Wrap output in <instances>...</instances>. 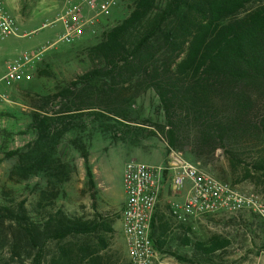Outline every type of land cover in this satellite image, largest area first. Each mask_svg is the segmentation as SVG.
<instances>
[{
	"label": "rangeland",
	"instance_id": "1",
	"mask_svg": "<svg viewBox=\"0 0 264 264\" xmlns=\"http://www.w3.org/2000/svg\"><path fill=\"white\" fill-rule=\"evenodd\" d=\"M4 2L20 27V35L0 40V78L6 61L54 42L63 32L57 20L63 0ZM263 3L255 0L251 7ZM134 4L135 0H124L98 35H85L77 43H58L47 50L30 83L14 88L0 83V89L10 95V102L0 105V264L28 263L31 251L23 226H29L33 236L39 234L53 253L55 241L49 240L46 232L48 216L55 212L88 223L108 224L109 232H99L106 241V251L120 263H127L120 213L125 199L123 168L131 160L166 165L173 151L217 179L264 193L262 185L242 180V166L234 170L230 163V152H241L240 140H226L225 148L211 150L195 147L192 139H185L181 148L169 149L160 128L166 125L164 111L152 89L121 104L132 91L125 84L119 103L109 107L93 99L97 90L88 89L91 101L86 102L82 86H71L92 67L87 49L99 42L102 32L123 21ZM91 84L99 89L102 82ZM63 88L72 94L57 96ZM116 110L122 117L116 116ZM85 159L93 184L87 180ZM165 191L157 205L155 225V233L164 239L163 251L158 252L164 264H264V233L253 214L201 216L190 221L188 230L171 221L169 184ZM216 238L226 240L227 247L206 257L196 251L195 245ZM69 240L78 245L84 238ZM90 241L94 242L93 236Z\"/></svg>",
	"mask_w": 264,
	"mask_h": 264
},
{
	"label": "trees",
	"instance_id": "2",
	"mask_svg": "<svg viewBox=\"0 0 264 264\" xmlns=\"http://www.w3.org/2000/svg\"><path fill=\"white\" fill-rule=\"evenodd\" d=\"M253 2L135 0L128 16L87 49L92 67L71 86H82L86 102L91 101L88 89L97 90L93 99L109 107L119 103L125 84L132 91L121 104L152 89L164 111L166 125L160 128L169 149L181 148L185 139L211 150L225 148L226 140H240L241 152H230L232 167L242 166V180L264 187V3L251 7ZM92 81L102 85L96 89ZM66 94L72 92L63 88L57 96ZM85 165L87 180L93 184L86 159ZM157 217L156 208L150 237L161 252L164 239L155 233ZM169 217L190 230L191 222L177 223L170 213ZM48 219L46 233L56 249L51 253L39 234L33 236L30 227L23 226L31 251L27 264H131L107 253L99 234L110 231L104 219V224L88 223L62 212ZM80 237L84 240L78 245L69 240ZM227 245L216 238L195 247L206 257Z\"/></svg>",
	"mask_w": 264,
	"mask_h": 264
},
{
	"label": "built area",
	"instance_id": "3",
	"mask_svg": "<svg viewBox=\"0 0 264 264\" xmlns=\"http://www.w3.org/2000/svg\"><path fill=\"white\" fill-rule=\"evenodd\" d=\"M124 0H63L57 20L63 32L46 46L24 52L5 63L0 83L15 87L30 83L47 50L58 43L74 44L85 35L96 36ZM20 27L0 0V40L19 36ZM23 36V35H22ZM10 102L0 89V105ZM125 202L120 213L122 232L131 264H164L150 237L151 222L164 184L170 185L172 198L168 210L177 223L201 216L249 212L264 233V193L242 190L188 163L180 153L171 152L166 165H149L131 160L123 168ZM182 196L178 199V196Z\"/></svg>",
	"mask_w": 264,
	"mask_h": 264
},
{
	"label": "crops",
	"instance_id": "4",
	"mask_svg": "<svg viewBox=\"0 0 264 264\" xmlns=\"http://www.w3.org/2000/svg\"><path fill=\"white\" fill-rule=\"evenodd\" d=\"M114 13V12H113ZM166 184H168V183H165L164 184V188H163V191H162V193H161V196H160V199H159V202H158V204L160 203V201H161V199H162V197L164 196V193L166 192L165 191V186H166ZM169 190H170V185H169ZM171 191V190H170ZM170 197H171V193H170ZM181 197L182 196H178V199H181ZM172 198V197H171ZM124 202H125V199H124ZM124 202H123V205H124ZM123 205H122V208H123ZM167 208H168V206H167ZM122 210V209H121Z\"/></svg>",
	"mask_w": 264,
	"mask_h": 264
}]
</instances>
